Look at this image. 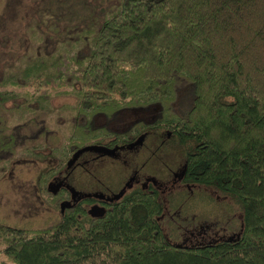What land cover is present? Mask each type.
Returning a JSON list of instances; mask_svg holds the SVG:
<instances>
[{"label": "trees", "instance_id": "16d2710c", "mask_svg": "<svg viewBox=\"0 0 264 264\" xmlns=\"http://www.w3.org/2000/svg\"><path fill=\"white\" fill-rule=\"evenodd\" d=\"M59 2L72 17L65 16L68 31L58 23ZM79 4L48 1L38 18L53 47L39 42L26 63L0 77L12 85L0 89V174L17 153L44 158L45 146L61 164L80 133L105 131L91 127L93 113L164 103L178 76L189 93L181 112L161 108L152 124L134 125L172 128L171 144L185 155L184 180L226 196L229 215L200 211L188 194L167 195L164 207L136 193L101 216L75 206L41 226L0 221V264H264V0L99 1L84 25L77 21L90 7ZM69 32L82 39L67 52L61 47ZM57 94L75 97L69 114L51 104ZM50 169L40 170V187L57 207L58 195L45 186ZM215 213L222 220L208 222L209 237L174 243L184 227Z\"/></svg>", "mask_w": 264, "mask_h": 264}, {"label": "flooded vegetation", "instance_id": "af4514ba", "mask_svg": "<svg viewBox=\"0 0 264 264\" xmlns=\"http://www.w3.org/2000/svg\"><path fill=\"white\" fill-rule=\"evenodd\" d=\"M155 103L138 108L129 106L109 116L103 112L93 113L91 127L98 125L105 127V131L99 128L97 136L91 134L87 140L76 143L61 164L57 161L55 165L46 167L51 168L46 175V190L54 196L58 195V206H52L58 209L59 215L66 208L79 206L91 216H101L109 207L118 206L119 202L136 193L156 197L162 200L163 206L167 195L179 197L188 194L190 198L199 199L195 183L184 180L185 155L183 149L171 144L175 141L172 128L163 121H158V126L153 124L148 128L134 125L139 119L149 124L154 122L161 112L159 103L157 110H154ZM132 113L136 116H132ZM99 116L103 122L97 121ZM86 144L102 145L108 151L86 149L71 159L73 152ZM176 149H179L182 159L171 164L161 153ZM99 161L101 164L98 169L91 168V164L95 165ZM110 169H115V173L112 174ZM85 173L87 178L82 179ZM49 182L53 189L48 188ZM56 183H59L58 186H55ZM176 184L182 187L174 189ZM213 221L208 216L198 217L190 226L184 227L174 243L201 242L210 236L206 228H209L208 222Z\"/></svg>", "mask_w": 264, "mask_h": 264}, {"label": "rangeland", "instance_id": "374dc122", "mask_svg": "<svg viewBox=\"0 0 264 264\" xmlns=\"http://www.w3.org/2000/svg\"><path fill=\"white\" fill-rule=\"evenodd\" d=\"M48 1L58 2L59 0H0V77L15 71L16 68L26 63V59L30 57V55L40 50V48L38 49V44L43 41L45 44V50H50V48L53 47L55 39L48 38L45 33H40L44 30L48 31V29L44 22L38 18L39 11L46 6ZM82 1L88 3L90 9L88 11H82V13H84V11L87 12V15L85 16L84 14L83 19L77 21L80 25H84V23L88 21L91 17V12L97 13V3H99V1L106 4L111 0H80V4L78 6H81ZM55 7L57 12L63 15L62 19H58L60 29L63 31L66 29L64 25L68 22L67 17H72L71 15L67 16L68 11L66 10L67 7H65L64 4L59 2ZM69 30L72 31L73 28H69ZM67 37L68 39H66L65 36L63 40L62 46H64V48L61 47V50L64 51L65 49L67 52L73 50L72 46H76L78 41L82 39V37L76 36L75 33L70 32L67 34ZM61 38H63V35ZM75 39L78 40L75 41ZM85 47L86 45L84 44L80 50H84ZM75 50H77V48ZM173 83L174 96L170 93L166 102L161 104L159 102L155 103L154 110H157L160 104L165 113H180L181 108L186 106L189 95L188 85L178 76ZM13 87L16 89L20 88L19 86ZM3 88H12V85L0 83V89ZM29 89L33 90L34 86L29 87ZM126 98L128 99L129 96ZM74 100L75 97L73 95L57 94L52 96L51 104L54 107H58L60 109L59 112L66 113L71 110L68 106L71 105ZM11 102V100H7L6 104L10 105ZM131 115L136 116L135 113H132ZM62 120L63 123H65L64 116L59 115L58 121ZM97 121L103 122L102 117L99 116ZM65 128L68 129L66 124ZM77 133L79 132L77 131ZM83 135V133H80L77 140L74 138L75 143H80L89 138L88 136L86 138H82ZM28 137L36 136L28 135ZM31 142L32 140L27 141V143ZM41 148L46 154L44 158L33 157L31 153H17L14 155L15 157L11 158L4 172L0 174V221L16 226L36 227L51 223L59 217L58 209L47 203L49 194L43 188V190L41 189V182L39 180L40 170L46 168L47 166L55 165L57 163V157L49 153V146ZM161 154L171 164H174L178 160L182 159V154L179 149ZM100 164V161L95 165L91 164V168L98 169ZM111 170L112 169H110V171ZM111 173L114 174L115 169H113ZM81 177L82 179H86V173ZM47 178L45 182H47ZM177 186L178 184L174 186V189L182 187V185ZM195 186L198 193H200V204L195 205L196 208L200 211H205V213H209V210L214 212V210L217 209L219 214L222 212L224 213L223 215L226 214L225 206L228 201L226 196L218 193L217 190L210 186L199 184H195ZM201 199H206V202ZM190 200L192 202L193 197H191ZM227 209L236 217L239 216L237 211L238 209H229V207ZM219 214L215 213L213 217L207 214L206 216L210 219L215 217V220L221 221L222 217ZM226 215H229V212H227ZM2 248L3 243L0 242V258H5V255L2 253Z\"/></svg>", "mask_w": 264, "mask_h": 264}, {"label": "water", "instance_id": "95a60500", "mask_svg": "<svg viewBox=\"0 0 264 264\" xmlns=\"http://www.w3.org/2000/svg\"><path fill=\"white\" fill-rule=\"evenodd\" d=\"M86 149H94V150L108 151V149L105 148V147L102 146V145L86 144V145H84V146H82V147L76 149V150L73 152L71 159L75 158V156H76L79 152H81L82 150H86ZM71 159H70V160H71ZM58 184H59V183H56L55 186H58ZM48 188H49V189H53V188H54V187H52V186L50 185V182L48 183Z\"/></svg>", "mask_w": 264, "mask_h": 264}]
</instances>
